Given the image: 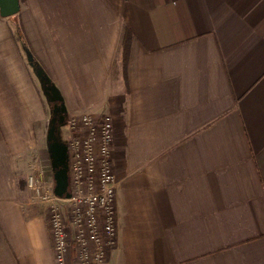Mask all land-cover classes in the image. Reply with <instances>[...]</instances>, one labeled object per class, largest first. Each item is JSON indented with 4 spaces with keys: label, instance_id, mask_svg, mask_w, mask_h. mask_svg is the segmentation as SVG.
<instances>
[{
    "label": "crops",
    "instance_id": "crops-1",
    "mask_svg": "<svg viewBox=\"0 0 264 264\" xmlns=\"http://www.w3.org/2000/svg\"><path fill=\"white\" fill-rule=\"evenodd\" d=\"M19 6L0 16V264H56L18 179L47 144L43 72L67 112L112 116L107 264H264V0Z\"/></svg>",
    "mask_w": 264,
    "mask_h": 264
},
{
    "label": "built area",
    "instance_id": "built-area-1",
    "mask_svg": "<svg viewBox=\"0 0 264 264\" xmlns=\"http://www.w3.org/2000/svg\"><path fill=\"white\" fill-rule=\"evenodd\" d=\"M65 125L69 131V195L56 196L53 188L39 185L32 176L27 185L48 201L56 264H107L117 242L119 180L111 162L113 119L109 113L81 111L68 114ZM57 201H63L64 210Z\"/></svg>",
    "mask_w": 264,
    "mask_h": 264
},
{
    "label": "rangeland",
    "instance_id": "rangeland-1",
    "mask_svg": "<svg viewBox=\"0 0 264 264\" xmlns=\"http://www.w3.org/2000/svg\"><path fill=\"white\" fill-rule=\"evenodd\" d=\"M44 75V72L42 73ZM39 94L43 100V107L45 109L46 113V124L45 129L47 132V129L49 128L50 134L52 137V140L57 138L65 147L67 140L69 138V131L66 129V118L67 115L70 114L69 112H64V114H56L57 116H60L59 118L53 117L54 114H52V109L54 107L52 103V96L48 98V95L46 93L45 88L42 87L39 83ZM66 110V109H65ZM55 113V111H54ZM62 115V116H61ZM47 136V133H46ZM47 144L44 142L42 144V147H39L37 152H31L27 156L23 158V162L21 164V167L19 168V174L18 179H20V184L23 182L21 187V197L26 200L33 203V205L37 206L38 208H44L49 210L48 201L44 200L41 196H37L36 193L27 185V180L30 176H32L34 179H37L39 181V185L44 184L45 188L46 186H50V188H54L55 180H54V170L55 165L52 163L50 153L52 154V157L56 154L53 151V148L51 146V150L46 146ZM63 147V146H62ZM61 155L63 156V159L66 156V166L69 170V164H68V151L67 149L64 150L61 149ZM70 178V179H69ZM70 180L71 184V177L68 175V181ZM43 187H40V192L42 191ZM68 189H71V185ZM63 201H57L58 205H60L61 210L65 209Z\"/></svg>",
    "mask_w": 264,
    "mask_h": 264
},
{
    "label": "trees",
    "instance_id": "trees-1",
    "mask_svg": "<svg viewBox=\"0 0 264 264\" xmlns=\"http://www.w3.org/2000/svg\"><path fill=\"white\" fill-rule=\"evenodd\" d=\"M130 37H131L130 31L128 30L126 26H124L123 33L121 36V58H122L123 70L126 69ZM50 81H51L50 78L47 80L45 79L43 84H44L45 90L48 92L49 97L50 96L53 97V99H51L54 105L52 109V114H54L53 117H55L57 120V118L60 117L57 115L58 114L60 115L61 113L64 114L66 110H65L62 98L60 99L57 98V95L61 96L58 88L55 85H53ZM51 85H53L54 87H50ZM47 136H48L49 149L51 150V146L53 148V151H50V152H54L56 154V156L54 155L52 157V154L50 153V157H51L52 163L55 165V168H58L59 166L66 167V161L65 159H63V156L61 155V149L64 148L63 144L57 138L52 140L49 128L47 129ZM65 147L67 149V144L65 145ZM22 184L23 182L21 184L19 183V186L22 187Z\"/></svg>",
    "mask_w": 264,
    "mask_h": 264
},
{
    "label": "water",
    "instance_id": "water-1",
    "mask_svg": "<svg viewBox=\"0 0 264 264\" xmlns=\"http://www.w3.org/2000/svg\"><path fill=\"white\" fill-rule=\"evenodd\" d=\"M19 0H0V16L1 17H8L11 15L16 14L19 11ZM42 76V87L44 88V75ZM50 87H54L51 85ZM47 95L48 92L46 91ZM49 98V95H48ZM57 98L60 99L61 96L57 95ZM53 99V97H52ZM47 146L49 148L48 143V136H47ZM64 146V145H63ZM66 150V147H64ZM66 160V156L64 158ZM67 164V162H66ZM54 180L55 185L53 188V192L56 196L62 197V196H68V168L67 166H59L58 168H55L54 170Z\"/></svg>",
    "mask_w": 264,
    "mask_h": 264
}]
</instances>
